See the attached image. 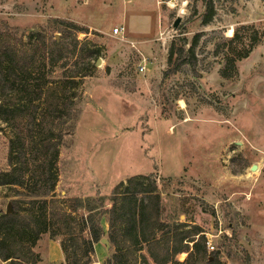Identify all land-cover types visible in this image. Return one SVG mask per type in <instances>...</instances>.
<instances>
[{"label": "rangeland", "instance_id": "obj_1", "mask_svg": "<svg viewBox=\"0 0 264 264\" xmlns=\"http://www.w3.org/2000/svg\"><path fill=\"white\" fill-rule=\"evenodd\" d=\"M209 1L216 14L204 24ZM60 21L89 28L78 39L104 52L82 79L58 194L109 197L121 181L154 173L166 216L184 213L181 220L201 225L227 264H264V39L231 79L222 77L216 53L239 27H264V0H0V28L25 40L42 26L69 38L75 30ZM126 23L135 36L155 35L130 38ZM120 27L125 32L115 34ZM198 34L194 65L167 74L173 41L189 47ZM77 60L63 59L57 74L74 70ZM0 130L1 171L10 134L1 119ZM5 191L0 210L10 202ZM108 247L101 244L96 258L106 260Z\"/></svg>", "mask_w": 264, "mask_h": 264}, {"label": "trees", "instance_id": "obj_2", "mask_svg": "<svg viewBox=\"0 0 264 264\" xmlns=\"http://www.w3.org/2000/svg\"><path fill=\"white\" fill-rule=\"evenodd\" d=\"M215 14L209 1L203 23L212 22ZM59 23L75 30L69 38L61 31L57 38L46 26L26 40V34L9 26L0 28V119L10 130L0 187L13 205L10 213L0 210V258L6 264H97L95 244L107 238L110 254L103 264H227L215 249L210 251L201 225L181 220L184 213L165 215V192L154 173L121 181L109 197L58 194L63 142L78 118L82 79L94 74L104 52L94 41L78 39L89 28ZM199 38L189 47L185 39L173 41L167 74L196 62ZM263 39L264 27L245 25L219 43L222 77L234 78L237 63ZM73 57L78 59L74 70L58 75L67 64L60 62ZM47 237L60 239L64 262H48L38 250Z\"/></svg>", "mask_w": 264, "mask_h": 264}, {"label": "crops", "instance_id": "obj_3", "mask_svg": "<svg viewBox=\"0 0 264 264\" xmlns=\"http://www.w3.org/2000/svg\"><path fill=\"white\" fill-rule=\"evenodd\" d=\"M126 28H127V32H128V29H129V33H127V34L130 36V38H133V39L136 38V39L141 40V41L148 40V39H150L149 37L155 35V34H145V35H142V36H138V35L135 36L134 33H133V30H132L133 28H131L127 23H126ZM152 28H153L154 31L156 30V28L154 27V23H153ZM9 204L12 205L11 202H9ZM12 208H13V205H12ZM6 209H7V207H6ZM105 222L106 223L104 225V221H103V226H104L105 230L107 231L108 230V223H107L106 220H105ZM101 244L102 245L105 244L107 247L109 246V243H105V242L101 241V242H98V243L95 244V249L98 250ZM44 245H45V247H44ZM59 248L61 249L62 252H60V251L58 252ZM108 249H109V247H108ZM38 250L41 251L45 255L44 258L48 262L62 263V262L65 261V256H64V253H63V250H62V247H61L60 239H50L49 237H47V238H45L44 240L41 241V243L39 244ZM181 257H184V255L181 256ZM104 258H105V256L97 257V264H103L104 261H105ZM0 264H6V261L3 260L2 258H0Z\"/></svg>", "mask_w": 264, "mask_h": 264}, {"label": "built area", "instance_id": "obj_4", "mask_svg": "<svg viewBox=\"0 0 264 264\" xmlns=\"http://www.w3.org/2000/svg\"><path fill=\"white\" fill-rule=\"evenodd\" d=\"M124 32H125V28L120 27V28H116L115 29V34L120 35V34H123ZM139 70L141 72H144L145 71V66L140 64L139 65ZM208 247H209L210 250H214L215 249V247L211 244L210 240H209V243H208Z\"/></svg>", "mask_w": 264, "mask_h": 264}, {"label": "water", "instance_id": "obj_5", "mask_svg": "<svg viewBox=\"0 0 264 264\" xmlns=\"http://www.w3.org/2000/svg\"><path fill=\"white\" fill-rule=\"evenodd\" d=\"M178 22H179V21H177L176 24H178ZM101 62H102V59L99 58V59L97 60V66L100 65ZM257 168H258L257 165H253L251 169H252L253 171H255V170H257ZM11 211H12V205L9 204L8 207H7V212L10 213ZM102 241L105 242V243H109V240L106 239V238L103 239Z\"/></svg>", "mask_w": 264, "mask_h": 264}]
</instances>
